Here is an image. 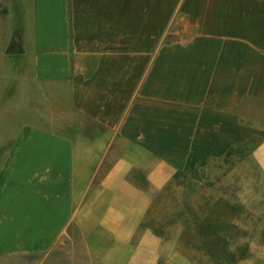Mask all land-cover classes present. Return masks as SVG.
<instances>
[{
  "label": "crops",
  "instance_id": "crops-1",
  "mask_svg": "<svg viewBox=\"0 0 264 264\" xmlns=\"http://www.w3.org/2000/svg\"><path fill=\"white\" fill-rule=\"evenodd\" d=\"M0 8V71L17 56L11 78L78 116L0 143L11 145L0 157V261L196 264L181 222L167 227L165 187L190 155L224 157L251 140L264 177V0Z\"/></svg>",
  "mask_w": 264,
  "mask_h": 264
},
{
  "label": "rangeland",
  "instance_id": "rangeland-1",
  "mask_svg": "<svg viewBox=\"0 0 264 264\" xmlns=\"http://www.w3.org/2000/svg\"><path fill=\"white\" fill-rule=\"evenodd\" d=\"M16 57L8 56L1 63L0 143L12 144L19 138L16 131L21 126L58 128L73 124L78 116L69 110L68 103H48L41 86L26 81L22 85L4 71ZM253 142L238 145L219 158L192 154L167 182L165 202L161 203L167 207V227L181 222V251L196 258V264H264V177L251 156ZM7 145L0 146V157L4 147L8 151L11 146ZM59 262L65 264L63 259ZM0 264L48 263L46 257L37 263L36 256H28L10 257Z\"/></svg>",
  "mask_w": 264,
  "mask_h": 264
},
{
  "label": "water",
  "instance_id": "water-1",
  "mask_svg": "<svg viewBox=\"0 0 264 264\" xmlns=\"http://www.w3.org/2000/svg\"><path fill=\"white\" fill-rule=\"evenodd\" d=\"M19 51H20V50H19V48H18L16 42H14V43H12L11 48L9 49L8 53H10V54H16V53H18Z\"/></svg>",
  "mask_w": 264,
  "mask_h": 264
},
{
  "label": "trees",
  "instance_id": "trees-1",
  "mask_svg": "<svg viewBox=\"0 0 264 264\" xmlns=\"http://www.w3.org/2000/svg\"><path fill=\"white\" fill-rule=\"evenodd\" d=\"M4 12H5V9H4V8H2V9L0 10V14H1V15H3V14H4Z\"/></svg>",
  "mask_w": 264,
  "mask_h": 264
}]
</instances>
